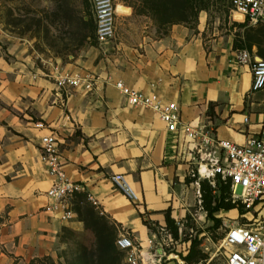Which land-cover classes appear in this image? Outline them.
Masks as SVG:
<instances>
[{
	"label": "crops",
	"instance_id": "obj_1",
	"mask_svg": "<svg viewBox=\"0 0 264 264\" xmlns=\"http://www.w3.org/2000/svg\"><path fill=\"white\" fill-rule=\"evenodd\" d=\"M204 27L202 19L194 30L173 26L163 38H144L138 47L95 64L79 59L60 65L63 72L93 74L97 81L91 92L60 90L24 48L0 46V247L19 264H39L56 254L62 221L44 211L52 179L39 160V139L49 132L57 135L66 178L82 187L75 215L87 203L148 248L149 239L160 242L155 229L165 224L167 210L174 221L186 216L181 206L193 200L196 186L187 183L189 151L157 114L128 104L115 81L176 103L186 122L208 123L221 140L244 145L261 134L264 89L251 92L249 66L232 61L234 52L244 49L215 42L206 48ZM256 50L247 51L264 59ZM77 62L86 70L76 68ZM46 63L52 70L58 67L57 60ZM115 174L127 176L140 205L112 185Z\"/></svg>",
	"mask_w": 264,
	"mask_h": 264
},
{
	"label": "rangeland",
	"instance_id": "obj_2",
	"mask_svg": "<svg viewBox=\"0 0 264 264\" xmlns=\"http://www.w3.org/2000/svg\"><path fill=\"white\" fill-rule=\"evenodd\" d=\"M113 3L115 38L104 48L96 40L93 0H0V46L2 49L8 45L24 48L40 67L42 76L55 80L57 72L71 74L61 70L63 63L92 59L95 64L101 57L138 47L144 38H163L173 26L194 30L202 19L205 27L201 37L206 48L210 49L214 42L221 46L233 44L244 50L257 49L264 55V25L251 26L243 22L233 11L230 0H113ZM116 44L120 49L115 52ZM50 60H57L58 67H54V71L46 63ZM23 62L26 64L25 60ZM75 67L86 70L81 62ZM39 129L43 130L44 126ZM9 132L15 134V128L9 127ZM203 182L213 200L219 197L206 181L193 186V200L181 206L187 210L186 216L175 220L176 237L166 222L157 229L153 227L160 241L159 249L162 247V253L158 252L159 264H226L227 250L221 240L224 223L228 226L245 223L242 217L245 213L236 209L227 213L217 211L213 216L220 224L216 226L202 208ZM71 207L76 209L75 198L71 200ZM81 211V215L61 220L56 230L55 256L39 259L37 263L96 264L101 237L116 233L117 239L121 234V229L103 215L92 217L85 206ZM163 215L165 220V213ZM111 254L116 258L114 264H129L124 253L116 250ZM191 254L192 261H187L185 258ZM0 264L19 262L0 247Z\"/></svg>",
	"mask_w": 264,
	"mask_h": 264
},
{
	"label": "built area",
	"instance_id": "obj_3",
	"mask_svg": "<svg viewBox=\"0 0 264 264\" xmlns=\"http://www.w3.org/2000/svg\"><path fill=\"white\" fill-rule=\"evenodd\" d=\"M233 11L248 25H264V0H230ZM95 35L98 44L107 47L115 38V5L113 0H93ZM115 52L120 49L116 44ZM233 63L247 65L251 71V92L264 89V59L257 60L247 50H237ZM56 86L66 92L83 89L91 92L97 78L91 73L62 74L57 72ZM113 87L131 106L150 110L158 115L167 132L183 143L191 156L192 166L187 177L195 182H208L212 192L219 193L229 187L227 201L235 204L236 211L245 213V223H224L221 240L227 250L226 264H264V130L247 139L244 145L221 140L208 123L193 125L184 120L180 107L167 102L157 93H144L126 86L118 80ZM39 127L43 126L41 123ZM40 161L51 176V185L45 192L48 204L44 211L59 214L60 220L75 214L71 200L82 192V187L69 181L61 165L57 135L49 132L39 139ZM112 185L131 203L140 205L138 192L124 174L110 177ZM198 199L201 195L198 191ZM226 222V220H224ZM237 221V220H234ZM144 247L128 233L115 241L116 248L125 254L126 262L133 264H159L157 247L160 242L148 240ZM162 248V247H161ZM154 249V250H153Z\"/></svg>",
	"mask_w": 264,
	"mask_h": 264
},
{
	"label": "trees",
	"instance_id": "obj_4",
	"mask_svg": "<svg viewBox=\"0 0 264 264\" xmlns=\"http://www.w3.org/2000/svg\"><path fill=\"white\" fill-rule=\"evenodd\" d=\"M125 1V0H123ZM192 180H188L190 182ZM201 189L203 191L202 196V208L207 212V218L211 219L215 222V225L218 226L220 224V220L215 218L213 215L217 211H223L225 213L236 209L235 204H232L230 201H227L229 194V187L225 186L220 189L219 197L213 200L210 192H208V188L205 182L202 183ZM207 190V191H206ZM206 191V192H205ZM82 206H85L88 209L89 215L92 217L98 216L92 207L89 204L83 203ZM78 206L77 210L81 211V207ZM165 222L167 224L168 229L172 232L173 237H176L177 228L175 227V221L170 216V210L165 212ZM116 233L103 235L100 239V246L96 250L97 254V263L96 264H114L116 258L114 257L113 252L118 250L115 246ZM119 251V250H118ZM193 255L187 256L185 259L187 261H192Z\"/></svg>",
	"mask_w": 264,
	"mask_h": 264
},
{
	"label": "bare ground",
	"instance_id": "obj_5",
	"mask_svg": "<svg viewBox=\"0 0 264 264\" xmlns=\"http://www.w3.org/2000/svg\"><path fill=\"white\" fill-rule=\"evenodd\" d=\"M129 264H133V262H128Z\"/></svg>",
	"mask_w": 264,
	"mask_h": 264
}]
</instances>
